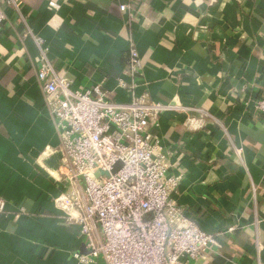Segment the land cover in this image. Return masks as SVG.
<instances>
[{
  "label": "crops",
  "instance_id": "obj_1",
  "mask_svg": "<svg viewBox=\"0 0 264 264\" xmlns=\"http://www.w3.org/2000/svg\"><path fill=\"white\" fill-rule=\"evenodd\" d=\"M23 2L20 12L4 5L0 34V264H79L86 251L56 201L60 138L34 37L76 90L102 84L119 104L146 95L179 105L161 114L158 134L170 174L183 176L174 200L218 235L201 264H264V116L253 110L264 92V0ZM132 47L136 79L124 74Z\"/></svg>",
  "mask_w": 264,
  "mask_h": 264
},
{
  "label": "built area",
  "instance_id": "obj_2",
  "mask_svg": "<svg viewBox=\"0 0 264 264\" xmlns=\"http://www.w3.org/2000/svg\"><path fill=\"white\" fill-rule=\"evenodd\" d=\"M6 3L18 12L24 5L23 0H0V34L8 23ZM58 8L49 2L50 10ZM34 39L42 54L37 78L60 138L56 201L65 224L78 228L86 250L73 258L79 264L204 262L218 246V235L200 228L174 200L183 176L170 174L171 152L158 134L161 114L182 108L152 102L146 95L119 104L102 84L76 90L49 59L43 40ZM129 56L124 74L136 79L141 57L134 47ZM120 86L131 92L136 88L124 81ZM253 110L264 116V92L253 101ZM190 123L201 127L197 119ZM4 208L1 203V213Z\"/></svg>",
  "mask_w": 264,
  "mask_h": 264
},
{
  "label": "water",
  "instance_id": "obj_3",
  "mask_svg": "<svg viewBox=\"0 0 264 264\" xmlns=\"http://www.w3.org/2000/svg\"><path fill=\"white\" fill-rule=\"evenodd\" d=\"M120 168H121V163H119V164L116 166V168H115V170H114V173H116ZM83 252L86 253V251H84V250H83Z\"/></svg>",
  "mask_w": 264,
  "mask_h": 264
}]
</instances>
